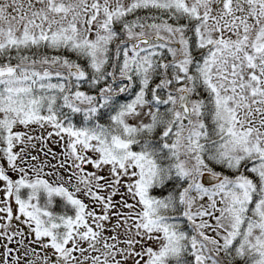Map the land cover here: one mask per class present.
I'll return each instance as SVG.
<instances>
[{
  "label": "snow or ice",
  "instance_id": "6c2138e0",
  "mask_svg": "<svg viewBox=\"0 0 264 264\" xmlns=\"http://www.w3.org/2000/svg\"><path fill=\"white\" fill-rule=\"evenodd\" d=\"M0 264H264V0H0Z\"/></svg>",
  "mask_w": 264,
  "mask_h": 264
},
{
  "label": "rangeland",
  "instance_id": "374dc122",
  "mask_svg": "<svg viewBox=\"0 0 264 264\" xmlns=\"http://www.w3.org/2000/svg\"><path fill=\"white\" fill-rule=\"evenodd\" d=\"M53 147H54V150L55 151H57V152L59 151V148L58 147H56V146H53Z\"/></svg>",
  "mask_w": 264,
  "mask_h": 264
}]
</instances>
